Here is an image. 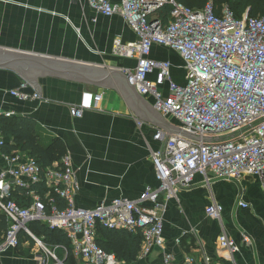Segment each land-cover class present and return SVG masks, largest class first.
Wrapping results in <instances>:
<instances>
[{"label": "built area", "instance_id": "obj_1", "mask_svg": "<svg viewBox=\"0 0 264 264\" xmlns=\"http://www.w3.org/2000/svg\"><path fill=\"white\" fill-rule=\"evenodd\" d=\"M117 1L89 0V5L97 14L119 16L136 36L133 42H113L115 56L136 60L133 70L122 71L128 84L139 96L153 98L159 114L181 124L177 134L166 138L158 131L154 135V141L161 143L156 150L150 148L158 186L146 188L137 201L115 198L91 210L77 208L67 155L56 170L44 172L46 186L67 207L59 211L54 197H47L50 212L46 214L38 197L27 208L13 199L16 188L27 189L40 181V168L24 156H5L8 167L0 173V212L8 220L9 229L0 243V254L17 248L22 231L37 243L27 225L38 221L66 235L75 264H122L97 244L98 227L139 232L142 242L138 258H147L165 246V206L159 202L162 196L166 201H178V193L194 186L198 177L210 188L216 181L251 176L264 193V16L236 19L227 7L217 13L211 2L193 10L174 0ZM164 6H170L165 24L155 16ZM153 46L172 50L182 58L184 86L173 82L169 61L150 57ZM10 95L19 102L39 99L37 94L29 96L17 90ZM92 99L85 94L70 114L82 117L91 110ZM239 206L247 207L243 202ZM221 213L222 207L215 202L205 209L214 220L220 219ZM40 242L44 264H60L55 255L57 247L48 249ZM219 246L230 253L236 251L225 235L219 238ZM195 261L188 256L182 264ZM163 263L173 264L171 254H163Z\"/></svg>", "mask_w": 264, "mask_h": 264}, {"label": "crops", "instance_id": "obj_2", "mask_svg": "<svg viewBox=\"0 0 264 264\" xmlns=\"http://www.w3.org/2000/svg\"><path fill=\"white\" fill-rule=\"evenodd\" d=\"M117 39L129 43L136 36L119 16L97 14L89 0H0V52L43 58L72 73L49 74L28 65L0 70V116L30 118L44 138L64 143L73 171V201L80 209L115 198L137 201L146 188H157L150 148L161 143L154 135L180 132L177 120L159 114L153 98L139 96L128 84L122 71L133 70L136 60L112 53ZM150 57L169 61L173 82L185 85L183 60L176 52L153 46ZM14 90L39 99L19 102L10 95ZM85 94L93 96L91 110L73 117L71 108ZM7 167L0 153V173ZM27 197L30 207L35 196ZM159 202L165 206V246L133 264H164V253L171 254L173 264L188 256L195 264H264V193L256 178L216 181L208 188L198 177L194 186L178 193V201L162 196ZM212 202L222 207L220 219L205 214ZM222 235L234 243V253L220 248ZM59 251L65 256L64 249ZM45 258L23 243L2 252L0 264H44Z\"/></svg>", "mask_w": 264, "mask_h": 264}, {"label": "trees", "instance_id": "obj_3", "mask_svg": "<svg viewBox=\"0 0 264 264\" xmlns=\"http://www.w3.org/2000/svg\"><path fill=\"white\" fill-rule=\"evenodd\" d=\"M177 4L183 5L193 10L203 8L208 2H211L216 8L217 13L223 7H227L233 12L236 19H241L244 15L250 18L264 16V0H174ZM170 15V6H164L159 9L155 16L167 23ZM0 137L10 139L9 142L0 143V153L3 156L21 155L32 159L41 170V179L39 182L30 185L27 189H19L13 193L14 201L23 208H27L29 198H25L30 193L38 197L45 206V213L49 214L50 207L46 204L47 197H54L55 208L59 211L67 207V203L54 196L46 186L44 172L56 170L60 165L62 158L67 156V150L64 143L54 137L44 138L39 131L36 122L26 117H6L0 116ZM24 201L25 204L15 200ZM24 205V206H23ZM26 206V207H25ZM30 233L48 248L57 247V251L65 249L67 257L63 256L64 264H75L72 257L70 241L60 230H51L46 224L32 221L27 225ZM9 229V222L0 212V243ZM34 240L23 231L18 235V246L23 243H29L31 247ZM97 244L107 253H113L122 264H133L137 261L141 247L142 236L139 232L131 233L128 231H109L98 227ZM56 251V252H57ZM62 253V252H59Z\"/></svg>", "mask_w": 264, "mask_h": 264}, {"label": "water", "instance_id": "obj_4", "mask_svg": "<svg viewBox=\"0 0 264 264\" xmlns=\"http://www.w3.org/2000/svg\"><path fill=\"white\" fill-rule=\"evenodd\" d=\"M43 58H37L34 56L18 54L15 52H0V70H14L18 69L20 71V66H33L40 69L43 72H47L49 74H57V75H67L72 74L67 71L58 70L53 68L50 62H47ZM64 261H60V264H63Z\"/></svg>", "mask_w": 264, "mask_h": 264}, {"label": "rangeland", "instance_id": "obj_5", "mask_svg": "<svg viewBox=\"0 0 264 264\" xmlns=\"http://www.w3.org/2000/svg\"><path fill=\"white\" fill-rule=\"evenodd\" d=\"M232 182L234 181V180H231ZM240 181V180H239ZM234 182H238V180L237 181H234ZM35 238V237H34ZM36 239V238H35ZM38 242H40L38 239H36ZM34 242V245L31 247V248H35V249H37L39 252H42V253H44V250L39 246V244H38V242L36 243L35 241H33ZM41 243V242H40ZM48 248V247H47ZM49 249V248H48ZM60 251H57L56 253H55V255H56V257L58 258V259H61L62 257H63V253H59Z\"/></svg>", "mask_w": 264, "mask_h": 264}]
</instances>
